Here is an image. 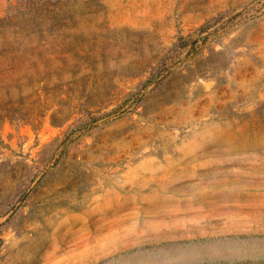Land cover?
Segmentation results:
<instances>
[{
  "label": "rangeland",
  "instance_id": "1",
  "mask_svg": "<svg viewBox=\"0 0 264 264\" xmlns=\"http://www.w3.org/2000/svg\"><path fill=\"white\" fill-rule=\"evenodd\" d=\"M0 264H264V0H0Z\"/></svg>",
  "mask_w": 264,
  "mask_h": 264
}]
</instances>
